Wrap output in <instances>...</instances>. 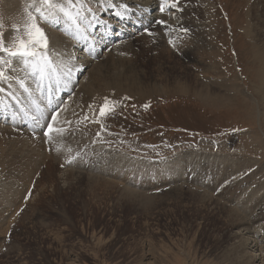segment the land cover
Listing matches in <instances>:
<instances>
[{
    "label": "rangeland",
    "instance_id": "374dc122",
    "mask_svg": "<svg viewBox=\"0 0 264 264\" xmlns=\"http://www.w3.org/2000/svg\"><path fill=\"white\" fill-rule=\"evenodd\" d=\"M37 1L39 12L25 0H0V40L5 46L24 35L29 11L49 43L44 59H13L6 72L9 79L0 81L7 88L0 91V102L18 101L36 118V128L52 123L55 129L45 136L25 125L0 121V264H264V88L259 86L264 56L259 49L261 59L253 61L259 40L246 31L254 21L252 6L257 3L260 13L264 0L198 4V23L201 17L210 27L216 69L229 90L201 73L196 80L194 73L200 69L184 67L181 61L189 63L186 55L176 60L163 54L158 62L154 49L159 44L149 43L140 29L129 31L125 40L109 42L108 48L98 42L102 50L94 59L77 48L75 26L85 31L97 19L113 22L111 12L105 13L115 9L109 0H53V5ZM112 1L135 9L140 5L145 11L155 0ZM182 1L186 5L193 0ZM177 12L169 9L168 20L175 22ZM147 17L141 15L137 23L144 24ZM260 23L262 34L264 21ZM161 29L165 30L162 25ZM128 42L134 53L124 48ZM145 48L152 52L141 53ZM136 52L135 66L128 65L125 59ZM0 57L9 59L3 53ZM102 60L112 64L99 73L97 88L90 77ZM49 70L74 82L46 117L39 112L45 101H34L30 95L38 93L36 74H44L39 80L44 85ZM133 75L144 89L105 88L112 86L108 82L113 77H124L126 85L124 79ZM206 86L209 96L192 92L207 91ZM105 97L115 110L100 117ZM24 143L47 157L38 168L15 153ZM223 158L227 165L221 163ZM125 187L135 192L127 195ZM12 189L20 192L17 197ZM6 199L12 202L4 207Z\"/></svg>",
    "mask_w": 264,
    "mask_h": 264
},
{
    "label": "bare ground",
    "instance_id": "6f19581e",
    "mask_svg": "<svg viewBox=\"0 0 264 264\" xmlns=\"http://www.w3.org/2000/svg\"><path fill=\"white\" fill-rule=\"evenodd\" d=\"M27 4H29V6L33 7L34 9H39L41 10L42 9V6L41 4L37 1V0H25ZM127 1L128 3L131 1V2H141L140 0H137V1H133V0H125ZM153 1V0H152ZM249 1V0H248ZM173 2V0H155L154 2H151L149 4L146 5L145 7V11H143L142 9H139V8H142V6L140 5H135L136 6V9L131 7L130 4H128V6L133 9V10H129L128 6H127V3H119V2H113L112 0H109V5L111 4H115V9L118 11L117 13H115L116 17L115 19H118V22L119 23V26L121 27V29H117L118 31L121 30L120 32V37H122L123 40H125V38L127 37H130L131 35H128V32L129 31H132L131 33L132 34H135L137 32V29L139 27V25L137 24V18H141V15L147 13L148 11V8H151L150 9V12L151 13L152 11H155L153 13V15H150L148 14V20L145 22V28L148 30L147 32L145 30H142L143 33L145 32L144 35H142L149 43H157L159 44L155 49L154 51H157L158 52V55L157 57L155 56V59H161L160 61L158 62H161L164 57H162L163 54H166L168 56H170V58H173V59H176V60H180L179 58H181L182 56L186 55L187 57V60L189 61V63H187L186 61H181L182 62V65L184 67L186 66H195L197 68L200 69V71H196L193 75L195 76L194 78H196V80L199 79V74H204V76L207 78L209 77V80L214 82L212 84H216L218 85H221L222 87V84L220 83H223V84H226L225 80L223 79L222 80V77H221V73L218 71V69H216V66H218V59H217V54L214 50V46H213V41H210V27L209 25L206 23V22H201L203 21V19H201V17L199 18V22L200 24L198 23V16H199V12H200V9L198 4H204V0H193L191 2H188L186 3V5L184 4V2L182 0H179L177 1L176 0V7L178 9V12L175 13L176 14V17H178L176 19L175 22H172L171 20H168V11L169 9H171L169 7V5ZM197 2V3H196ZM257 2V1H255ZM165 3H166V6L165 7ZM103 4V2L101 3V5ZM155 4H158L157 6H154ZM163 6L164 7V11L161 12L160 11V7ZM124 7H126L125 9H123ZM253 9H251V11L253 10V18H254V21L252 20L251 22L248 23L247 25V34H249L251 37H252V40L254 38V41H255V38L257 40H259V42L256 41V48L253 52V55H254V59L253 61H256V60H260L261 58L259 57V54H258V50L261 49V53H262V56H264V31H263V36L261 34V31H262V26L260 21L263 20L264 21V6H263V9L260 10V13H259V10L256 8L258 7L257 6V3H254V5L252 6ZM168 8V10H167ZM257 9V10H256ZM136 10V12H135ZM110 10H108L107 12H105L106 14L109 12ZM128 12V14L126 15L125 12ZM250 11V9H249ZM136 14V17L132 16V13ZM110 13V12H109ZM247 13V12H246ZM251 13V12H250ZM131 14V15H130ZM177 14L179 16H177ZM130 15V18H128ZM140 15V16H139ZM248 15H251V14H248ZM106 19V18H104ZM104 19H101L100 21L97 19V20H94L92 21L91 23V28L92 29V26H97L100 22H102ZM158 20H164L166 21V24H167V27L163 26L165 28V30L161 29V25H158L156 22ZM106 21V20H105ZM104 21V22H105ZM105 24V23H103ZM112 24L109 23L108 26L105 25V29L106 31H102V35L105 36V33L107 34V36L109 35L108 32V27H110ZM136 26H138L137 28H135ZM124 27V29H123ZM261 27V28H260ZM135 28V29H134ZM188 29L187 32H182L181 29ZM134 29V30H133ZM136 30V31H135ZM124 32H125V35H124ZM104 33V34H103ZM151 33V35L149 34ZM160 34L161 37L163 38H167L168 40H165L164 42L159 39L156 34ZM141 34V33H140ZM128 35V36H127ZM115 36H117V39H120V37H118V34H116ZM126 36V37H125ZM121 39V40H122ZM89 39H87V37H85V39L83 40L84 41V44H87V47L86 50H88L87 52L91 55H95L97 57V54L95 51H90V47L89 46V42H88ZM104 40V39H102ZM100 41L99 40V43L101 47H107L108 46V43H105L104 41ZM110 41H112V39H109ZM116 40V39H115ZM140 41V39H137ZM169 40L172 41V43L170 44L169 43ZM142 41V40H141ZM112 43V42H111ZM250 43V42H249ZM102 44V45H101ZM146 44V43H145ZM93 45V44H92ZM133 44L131 42H128L126 43L125 45V49L126 50H132L133 53H134V50L135 48L132 46ZM98 46V47H99ZM118 47V46H116ZM108 48V47H107ZM119 48V47H118ZM117 49V48H116ZM152 52L150 51L149 48H145L142 52H141V49H140V52L143 53V52ZM116 53L118 54L119 56V50L116 51ZM260 53V54H261ZM87 54V53H86ZM109 54V53H107ZM136 56H134L133 58L131 59H125L126 60V63H128V65L130 66H135V61H136V57L138 58V54L139 53H135ZM101 55V54H100ZM94 56V58H95ZM98 56H99V52H98ZM104 56V55H103ZM107 56V55H105ZM93 57V56H91ZM109 58V57H108ZM112 59L114 58L113 56L111 57ZM114 60H117V59H114ZM165 61V60H164ZM118 62V61H117ZM124 62V61H123ZM180 62V61H179ZM264 62V61H263ZM93 63V62H92ZM162 63V62H161ZM160 63V64H161ZM112 63H104L103 60L98 62L97 65L95 67L92 68V76L90 77V81H94V83L97 85V88H99V85L101 83V81L99 80L100 79V72H107L106 71V67L108 65H111ZM137 64V63H136ZM157 64V63H156ZM159 64V63H158ZM92 65V64H91ZM162 65V64H161ZM161 65H159L158 69L161 68ZM80 68L83 67V66H88V64H79ZM137 66V65H136ZM143 66V65H142ZM210 66H213L212 68H210ZM260 66V65H259ZM263 66V65H262ZM182 67V66H181ZM189 67V68H190ZM141 68V67H140ZM156 68H157V65H156ZM188 68V67H186ZM185 68V69H186ZM79 69V67H78ZM80 70V69H79ZM91 70V69H90ZM131 70V69H130ZM129 70V71H130ZM136 70H139V68L136 67ZM160 71V70H159ZM190 71V69H189ZM195 71V70H194ZM262 76L261 74L259 76L260 79H259V86H261V89L264 88V68H262ZM191 72V73H192ZM131 73V71H130ZM132 73H134V68L132 69ZM157 73V72H156ZM190 73V74H191ZM90 74V73H89ZM121 74V73H120ZM135 74V73H134ZM140 74V77H141V73H138L137 74V78L139 79L140 77H138V75ZM128 76V75H127ZM143 76V75H142ZM162 76V75H161ZM163 77V76H162ZM166 77V76H165ZM169 77V76H168ZM45 77H43L44 79ZM114 78V77H113ZM112 78V81L111 82H108V83H111V85L113 86H106L105 88H110L111 90H114V92H116L120 86H126L128 88H131L133 91L135 90H142L144 89V87L140 84H137V82L135 83V80H134V75L133 77L132 76H129V77H126V82L128 81L129 83L124 85L122 79L124 77H119V78H116L113 79ZM122 78V79H121ZM49 79V78H48ZM141 80V79H140ZM195 80V81H196ZM49 81V80H48ZM162 81V80H161ZM221 81V82H220ZM113 83V84H112ZM140 83V82H139ZM142 83V82H141ZM46 88L44 91H47L48 88L52 87V83H50V81L48 83H44ZM123 84V85H122ZM132 84H135L136 86H132ZM157 85V84H156ZM160 85V84H159ZM164 85V84H163ZM213 86V85H212ZM228 85L226 84V89L225 90H229L230 87H227ZM233 86V85H232ZM231 86V87H232ZM0 87L2 89L6 88L5 84H2L0 83ZM41 87H43V84L41 83ZM170 87V86H168ZM208 86H206L205 88H207ZM219 87V86H217ZM224 87V86H223ZM237 87V86H235ZM125 88V87H124ZM151 88V87H150ZM171 88V87H170ZM7 89V88H6ZM152 89H154L152 87ZM151 89V90H152ZM173 89V88H172ZM188 89L190 91H192V88L191 87H188ZM187 89V90H188ZM210 89L209 87L207 88V91L204 90V91H192L193 93L195 94H202V95H206V96H209L207 95L209 90ZM122 90H125V89H122ZM171 90V89H170ZM174 91H184V89H179V88H176L173 89ZM172 90V91H173ZM50 92V90H48ZM126 91V90H125ZM63 92H66V91H61L59 94H62ZM185 92V91H184ZM2 93H4L2 91ZM6 93V92H5ZM86 93H87V90H86ZM128 93V92H127ZM132 93V92H131ZM139 93V92H138ZM1 94V93H0ZM217 96L218 94L215 93ZM5 96V95H4ZM10 95H7V97H9ZM5 99V98H4ZM261 101L264 100V92L262 94V98L260 99ZM4 102V101H2ZM8 104L4 105L0 102V106L2 108H5L3 107L6 106V107H9V105L11 106V104L7 101ZM264 113V112H263ZM10 129V128H9ZM2 130V129H1ZM11 130V129H10ZM2 132V131H1ZM10 132V131H9ZM8 133V131H7ZM12 133V132H11ZM24 137V136H23ZM16 140V139H15ZM25 140V139H24ZM12 141V140H11ZM38 141V140H37ZM19 142V141H18ZM21 142V141H20ZM26 143L28 141H25ZM14 144V143H13ZM25 144V143H24ZM21 147V148H18V150H12V151H15V153H21L20 154V160L21 159H24V158H27L26 161H29V165L28 166H31V167H35V168H38V164H40V162H42V160H44V158H47L44 154L43 151H39V149L36 147V146H33L34 148H30V146L28 145H24ZM14 154V153H13ZM35 157V158H34ZM19 158V155L17 157V159ZM176 159V158H175ZM226 159H220L221 163H225L226 165L228 164L227 160L225 162ZM24 161V160H23ZM18 162H19V159H18ZM44 162V161H43ZM174 162V161H173ZM177 162V161H176ZM239 162V161H238ZM20 163V162H19ZM180 162L178 163H175L177 166L180 165L179 164ZM243 162H239V164H242ZM23 164V163H22ZM230 164V163H229ZM237 163H234V165H236ZM19 165V164H18ZM26 166V165H25ZM228 166H233V165H228ZM22 167V166H21ZM237 167V166H236ZM14 168V167H13ZM23 168V167H22ZM223 168V166H222ZM24 169V168H23ZM31 169V168H30ZM29 169V170H30ZM28 170V171H29ZM33 170V168H32ZM27 171V170H26ZM66 171V170H65ZM220 171L222 172V169H220ZM238 171V170H237ZM32 172V171H31ZM15 173V172H14ZM224 173V171L222 172ZM17 174V173H16ZM25 174V173H23ZM216 174V172H215ZM200 176V175H199ZM18 178V176H16ZM20 177V176H19ZM22 177V175H21ZM216 177V176H215ZM22 179V178H21ZM20 179V180H21ZM18 180V181H20ZM106 182V181H105ZM150 184V183H149ZM18 185V184H17ZM20 185V183H19ZM12 186V185H11ZM15 186V185H14ZM152 186V185H151ZM13 187V186H12ZM11 187V188H12ZM18 187V186H16ZM15 188V187H14ZM128 187H125L124 188V193L128 195V193H131V192H135L133 190H129L127 189ZM17 189V188H16ZM156 189V188H154ZM11 190V189H10ZM13 192L15 193H12L14 194L15 197L16 194H18L17 190H14L12 189ZM20 193V192H19ZM22 194H23V191H22ZM21 194V195H22ZM4 196V195H3ZM5 197V196H4ZM4 200V199H3ZM7 201V199H6ZM12 202V201H11ZM10 201H7V205H4L5 206H9V204L11 203ZM3 204V203H2ZM15 204V203H14ZM17 205V204H16ZM1 206V205H0ZM12 207V206H11ZM5 209V208H4ZM8 209V208H7ZM17 209V208H16ZM6 210V209H5ZM4 214V213H3ZM4 218V216H2ZM2 218V219H3ZM250 218V217H249ZM252 218V217H251ZM1 219V220H2ZM248 221V219H247ZM252 221V219H251ZM249 222V221H248ZM253 222V221H252ZM248 224V223H247ZM256 224V223H255ZM260 225V224H259ZM246 229V228H245ZM256 238V237H255Z\"/></svg>",
    "mask_w": 264,
    "mask_h": 264
},
{
    "label": "snow or ice",
    "instance_id": "6c2138e0",
    "mask_svg": "<svg viewBox=\"0 0 264 264\" xmlns=\"http://www.w3.org/2000/svg\"><path fill=\"white\" fill-rule=\"evenodd\" d=\"M69 2H73V0H69ZM43 3L46 5H53V0H43ZM170 8L176 7V0H173V2L169 5ZM62 12L64 11L63 7L60 9ZM37 12H39V9H36ZM160 11H164V7H160ZM67 14V13H65ZM41 18H43V14H41ZM158 25H163L167 27L166 21L164 20H158L156 22ZM24 28V35L20 38H18L12 46L8 47L5 46L4 42L0 40V53L6 54L9 59L7 61H4L2 57H0V81H7L9 79V76L6 75V72H10V69L13 64V59H27V58H37L44 59L49 56V43L48 38L45 34L44 29L40 26L39 23H37V17L34 15L31 11L27 14V21L23 25ZM147 32L148 30L145 29ZM182 32H187L188 29L184 28L181 29ZM151 35V33H149ZM169 43L171 44L172 41L169 40ZM3 65H6L3 66ZM20 86L24 87V82H20ZM0 91H3V89H0ZM148 105H144V107H147ZM89 107H92L89 105ZM115 105L110 103L108 98L105 97L104 103L100 105L99 108V116L105 117L109 115L110 113L114 112ZM33 119H36L33 117ZM52 121L56 120V115L53 114L51 117ZM85 119H88L87 115L85 116ZM55 131L53 128L52 123L47 124V128L44 130V135L48 136L51 132ZM100 133H97L99 135Z\"/></svg>",
    "mask_w": 264,
    "mask_h": 264
}]
</instances>
